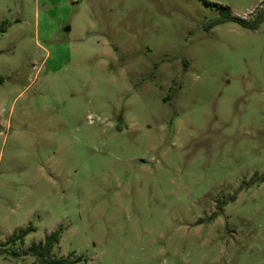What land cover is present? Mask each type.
I'll return each instance as SVG.
<instances>
[{"label":"rangeland","instance_id":"rangeland-1","mask_svg":"<svg viewBox=\"0 0 264 264\" xmlns=\"http://www.w3.org/2000/svg\"><path fill=\"white\" fill-rule=\"evenodd\" d=\"M215 3L264 10L0 0V264H264V20Z\"/></svg>","mask_w":264,"mask_h":264},{"label":"trees","instance_id":"trees-1","mask_svg":"<svg viewBox=\"0 0 264 264\" xmlns=\"http://www.w3.org/2000/svg\"><path fill=\"white\" fill-rule=\"evenodd\" d=\"M218 10H219V16L211 19L208 24L206 25L205 29L206 31L211 30L213 27L226 23V22H236L240 24L242 27L250 29V30H257L259 25L264 20V10L257 15V17L254 20H245L243 18L237 17L233 14L232 9L229 6H224L221 4H216ZM6 23H2L1 28H3V32L5 28ZM187 66V63H186ZM120 120L122 118L120 117ZM118 129L121 130V125L118 126ZM264 180V179H263ZM237 198V195H234L231 197V201H235ZM222 204H226V202H223ZM220 207V205H219ZM221 209V208H220ZM33 231L32 227H29L27 230H24L21 232V234H15L14 237L10 240V242L13 244H16L17 241H25L26 236ZM61 241V232L56 231L51 234H49L41 243H39L38 246L33 245L28 249V254L33 256L35 258L34 264H77L78 262L82 261V258H76L72 259L71 257H60L57 258L53 255V251L55 247L60 243ZM15 255L16 252H14Z\"/></svg>","mask_w":264,"mask_h":264}]
</instances>
